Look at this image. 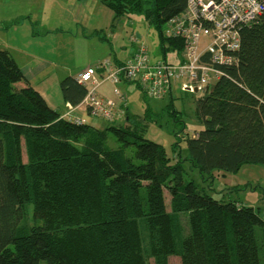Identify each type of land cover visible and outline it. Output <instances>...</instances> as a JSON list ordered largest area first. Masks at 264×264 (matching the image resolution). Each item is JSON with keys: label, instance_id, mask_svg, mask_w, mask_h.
I'll list each match as a JSON object with an SVG mask.
<instances>
[{"label": "trees", "instance_id": "1", "mask_svg": "<svg viewBox=\"0 0 264 264\" xmlns=\"http://www.w3.org/2000/svg\"><path fill=\"white\" fill-rule=\"evenodd\" d=\"M97 1L113 12V26L123 16L142 14L158 32L164 59L150 58L146 49L151 63L167 64V51L183 50L185 38L168 34L166 25L187 0ZM239 37L237 62L218 66L220 79L194 101L202 128L191 136L174 133L209 189L215 171L264 165V13L242 26ZM77 77L60 82L71 109L87 92ZM138 81L121 77L112 83L121 120L103 118V129L80 119L77 124L49 106L12 54L0 48V264H127V248L130 264H173L171 256L175 264H264V218L252 206L217 198L186 179L181 160L172 162L164 144L144 138L149 116L129 113L118 86L134 83L146 98L170 96L171 103L173 85L181 89V81L169 87L161 81L146 92ZM109 134L117 146L109 145ZM179 215L184 226L176 222ZM143 229L156 233L149 255Z\"/></svg>", "mask_w": 264, "mask_h": 264}, {"label": "rangeland", "instance_id": "2", "mask_svg": "<svg viewBox=\"0 0 264 264\" xmlns=\"http://www.w3.org/2000/svg\"><path fill=\"white\" fill-rule=\"evenodd\" d=\"M82 11L88 13L86 16V19L90 20L88 24L80 23L79 16ZM112 19L113 12L110 8L97 0H88L85 3L80 0H0V48L7 49L12 54L26 74L29 84L41 93L48 105L64 112L66 103L61 94V80L68 75H76L84 67L99 66L105 58L112 56V50L119 52L117 56L123 58L124 53H120L122 50L119 46L124 43V39H127L132 29L137 40L146 46L150 58L164 59L158 32L146 22L142 14H132L119 19L117 34L121 38L116 40L117 42L111 39V32L116 28L113 26ZM44 25L51 29L57 28L59 31L35 40L31 39V32L25 31L33 28V31L40 32L44 30ZM165 27L164 24L163 31ZM18 31L21 37L19 40L17 39ZM46 33L40 34L47 35ZM126 45L129 47V42ZM202 47L203 43L200 44V48ZM173 54H180L179 59L174 61ZM165 60L182 63L184 58L181 51L176 53L167 51ZM180 81L182 83L184 80ZM22 84V81L16 83L17 87ZM118 86L126 96L129 113L141 118H144V115L149 116L144 138L164 144L172 162L181 160L186 179L193 178L197 184L205 186L206 190L217 198L239 200L244 205H250L264 218L263 164L244 163L234 173L215 174L213 187L209 189L206 187L208 182L203 181L198 170L185 159L187 155L185 143L181 141V146L177 145L179 142L175 144L178 141L174 134L176 131L180 130L191 136L195 130L203 126L196 115L194 104L195 99L202 95L201 90L189 93L181 90L179 83H174L171 105L170 96L161 99L146 98L134 83ZM111 99L116 102V105L118 104V99ZM174 109L175 114L172 112ZM73 115L98 129L107 127V122L103 118L91 114L82 105L73 111ZM74 122L79 123V121ZM108 139L110 146L119 144L112 134H109ZM19 176L25 189L26 201L28 193L23 167H19ZM24 206L30 207L26 203ZM176 222L185 225L182 215H179V221ZM141 242L143 251L149 255L152 248L157 245L155 230L153 229L152 235L151 232L143 229ZM170 261L175 264L178 259L176 256H171ZM126 263H131L129 248L126 249Z\"/></svg>", "mask_w": 264, "mask_h": 264}, {"label": "built area", "instance_id": "3", "mask_svg": "<svg viewBox=\"0 0 264 264\" xmlns=\"http://www.w3.org/2000/svg\"><path fill=\"white\" fill-rule=\"evenodd\" d=\"M262 13L264 0H187L185 10L166 25L168 34L185 38L182 63H151L141 42L131 59L117 65L106 58L99 66L88 67L78 75L77 80L87 86L81 105L109 122L122 118L121 112L116 113L118 104L98 91L102 82L115 83L121 77L129 81L139 79L144 92L154 90L161 81L169 87L171 82L183 79V91L203 93L207 85L222 76L218 66L237 62L233 53L240 44V28ZM99 68L104 69L103 74L98 72ZM114 93L119 94V90L114 88Z\"/></svg>", "mask_w": 264, "mask_h": 264}, {"label": "crops", "instance_id": "4", "mask_svg": "<svg viewBox=\"0 0 264 264\" xmlns=\"http://www.w3.org/2000/svg\"><path fill=\"white\" fill-rule=\"evenodd\" d=\"M82 1V3H85V2H88V0H80ZM95 1V0H94ZM86 16H88V13L87 11H82L81 15L79 17H81V20H80V23H83V24H88L89 23V18L86 19ZM78 21V18L76 19ZM118 23V22H117ZM114 30H112L111 32V39L113 42H117L116 40H119L121 38L120 35L117 34V24L114 25ZM33 29V28H32ZM32 29H27L25 31H28V32H31L32 34V37L31 39H36V38H42L43 36H48L49 34H52V33H56L58 32L59 30L57 28L55 29H51L49 28L47 25H44L43 26V29L44 30H35L33 31ZM32 30V31H31ZM20 31H18L17 33V39H21L20 37ZM24 32V31H23ZM44 32H47L46 34L47 35H41L40 33H44ZM39 33V34H38ZM106 37V36H105ZM132 38V40H131ZM128 39V40H127ZM127 39H124V43L122 45L119 46V48L122 50L120 53H124V56L123 58H119L117 55H119V52L115 51V50H112V56L109 57V61H111L112 63L114 64H117V62H123V61H126L128 59H131L132 56L134 55L136 49H137V43H140V41L137 40L136 36H135V33H134V30L132 29V31L130 33H128L127 35ZM129 42V47L126 45V43L128 44ZM136 48V49H135ZM172 53H175V51H171ZM111 57H113V61L111 60ZM180 57V54H173L172 55V58L174 59V61L178 60ZM108 58V57H107ZM93 66V65H91ZM86 67L82 68L79 72L76 73L75 77H77ZM23 70V69H22ZM35 70V68H34ZM24 72V71H23ZM25 74V73H24ZM26 76V74H25ZM113 84L108 82V81H104L101 83V85L98 87V91L99 93L102 95V96H106V97H109V98H114V99H118V97H116L114 94H113ZM78 109V107H76L75 109H71L69 107V105L66 103V109L64 110V112H61L60 110H57L61 113V115H63L65 118H77L79 119L78 117L74 116L73 115V111ZM127 110H128V107H127ZM69 119V118H68ZM122 118L120 119H117V121L121 120ZM82 121V120H81ZM105 121V120H104ZM116 121V122H117ZM107 122V121H106ZM214 174H219V173H225L224 171H215L213 172ZM250 206V205H248Z\"/></svg>", "mask_w": 264, "mask_h": 264}, {"label": "clouds", "instance_id": "5", "mask_svg": "<svg viewBox=\"0 0 264 264\" xmlns=\"http://www.w3.org/2000/svg\"><path fill=\"white\" fill-rule=\"evenodd\" d=\"M88 67H91V66H88ZM88 67H86V68H88ZM86 68H85V69H86ZM86 87H87V86H86Z\"/></svg>", "mask_w": 264, "mask_h": 264}]
</instances>
